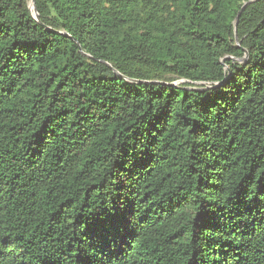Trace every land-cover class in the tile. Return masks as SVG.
<instances>
[{
    "label": "trees",
    "instance_id": "obj_1",
    "mask_svg": "<svg viewBox=\"0 0 264 264\" xmlns=\"http://www.w3.org/2000/svg\"><path fill=\"white\" fill-rule=\"evenodd\" d=\"M0 264H264V0H0Z\"/></svg>",
    "mask_w": 264,
    "mask_h": 264
},
{
    "label": "water",
    "instance_id": "obj_2",
    "mask_svg": "<svg viewBox=\"0 0 264 264\" xmlns=\"http://www.w3.org/2000/svg\"><path fill=\"white\" fill-rule=\"evenodd\" d=\"M32 2H33V0H32ZM32 8H33L34 13H35V16H36V9H35V6L33 5ZM236 20H237V18H236Z\"/></svg>",
    "mask_w": 264,
    "mask_h": 264
}]
</instances>
